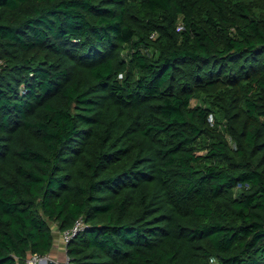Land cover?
I'll return each mask as SVG.
<instances>
[{"label":"trees","instance_id":"1","mask_svg":"<svg viewBox=\"0 0 264 264\" xmlns=\"http://www.w3.org/2000/svg\"><path fill=\"white\" fill-rule=\"evenodd\" d=\"M80 217L68 264H264V0H0V264Z\"/></svg>","mask_w":264,"mask_h":264},{"label":"built area","instance_id":"2","mask_svg":"<svg viewBox=\"0 0 264 264\" xmlns=\"http://www.w3.org/2000/svg\"><path fill=\"white\" fill-rule=\"evenodd\" d=\"M87 225L83 219V217L78 218L72 228L64 231L61 233V238L64 242L65 245H67L72 239L77 237L80 233L85 231L87 229ZM68 258V257H67ZM42 258H40L37 254H32L30 257L27 259L26 263L27 264H40ZM68 264V261H67Z\"/></svg>","mask_w":264,"mask_h":264},{"label":"rangeland","instance_id":"3","mask_svg":"<svg viewBox=\"0 0 264 264\" xmlns=\"http://www.w3.org/2000/svg\"><path fill=\"white\" fill-rule=\"evenodd\" d=\"M60 240L61 237H58L57 244L58 242H60ZM59 244H61V246H59V248H56L57 250L53 249V251L47 256L51 259L58 261L60 264H67V261L69 259L66 255L65 244L63 243V241H61Z\"/></svg>","mask_w":264,"mask_h":264},{"label":"water","instance_id":"4","mask_svg":"<svg viewBox=\"0 0 264 264\" xmlns=\"http://www.w3.org/2000/svg\"><path fill=\"white\" fill-rule=\"evenodd\" d=\"M44 260L43 264H60L58 261L49 258L48 256L42 258Z\"/></svg>","mask_w":264,"mask_h":264},{"label":"bare ground","instance_id":"5","mask_svg":"<svg viewBox=\"0 0 264 264\" xmlns=\"http://www.w3.org/2000/svg\"><path fill=\"white\" fill-rule=\"evenodd\" d=\"M43 263H44V260L42 259L41 262H40V264H43Z\"/></svg>","mask_w":264,"mask_h":264},{"label":"crops","instance_id":"6","mask_svg":"<svg viewBox=\"0 0 264 264\" xmlns=\"http://www.w3.org/2000/svg\"><path fill=\"white\" fill-rule=\"evenodd\" d=\"M59 246H61V244H58V246L56 248H59ZM56 248H55V250H57Z\"/></svg>","mask_w":264,"mask_h":264}]
</instances>
